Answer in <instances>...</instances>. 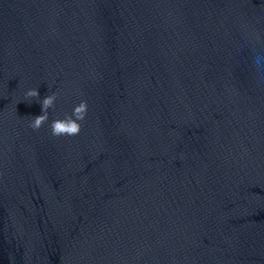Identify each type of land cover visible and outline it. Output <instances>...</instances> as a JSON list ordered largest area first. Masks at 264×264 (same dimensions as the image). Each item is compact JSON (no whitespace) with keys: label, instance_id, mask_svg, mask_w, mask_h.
<instances>
[{"label":"water","instance_id":"95a60500","mask_svg":"<svg viewBox=\"0 0 264 264\" xmlns=\"http://www.w3.org/2000/svg\"><path fill=\"white\" fill-rule=\"evenodd\" d=\"M256 55L264 0H0V264H264Z\"/></svg>","mask_w":264,"mask_h":264},{"label":"clouds","instance_id":"9594fccd","mask_svg":"<svg viewBox=\"0 0 264 264\" xmlns=\"http://www.w3.org/2000/svg\"><path fill=\"white\" fill-rule=\"evenodd\" d=\"M253 63L258 71L264 72V55H256L254 57ZM25 97L38 98L39 93L35 88L29 89L25 93ZM56 98V94L52 93L44 97L42 101H38L41 104L42 114L31 118L29 126L32 129L38 130L42 126V124L48 120V110L54 106ZM86 114V102L81 101L79 105L74 106L72 116L65 115L63 119H55L51 122L50 128L52 135H77L80 131V124L78 123V121H83L86 117ZM73 116L75 117V119L72 118Z\"/></svg>","mask_w":264,"mask_h":264}]
</instances>
